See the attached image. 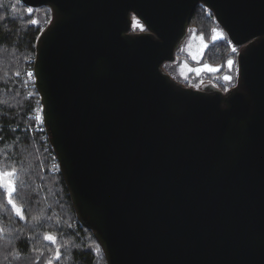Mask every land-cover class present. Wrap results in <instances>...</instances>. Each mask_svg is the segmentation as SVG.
Here are the masks:
<instances>
[{"label": "water", "instance_id": "1", "mask_svg": "<svg viewBox=\"0 0 264 264\" xmlns=\"http://www.w3.org/2000/svg\"><path fill=\"white\" fill-rule=\"evenodd\" d=\"M22 1L51 11L35 86L107 264H264V0ZM199 4L240 46L226 89L165 67Z\"/></svg>", "mask_w": 264, "mask_h": 264}, {"label": "trees", "instance_id": "2", "mask_svg": "<svg viewBox=\"0 0 264 264\" xmlns=\"http://www.w3.org/2000/svg\"><path fill=\"white\" fill-rule=\"evenodd\" d=\"M29 7L34 9L31 14L26 11ZM50 18L45 5L0 0V170L15 169L16 175L10 177L15 184L11 199L22 213L18 215L8 203L9 193L0 185V264H107L93 231L77 217L46 130L35 128L42 109L36 86L23 82L24 74L33 67L37 37ZM218 26L213 12L199 4L183 44L199 35L207 46L197 56L180 53L181 47L176 55L185 54L192 67H217L200 73L218 75V83H214L226 88L236 83L238 46L222 27L224 35L213 39V29ZM175 64L166 62L165 67L186 83ZM224 75L232 79L225 80ZM49 234L55 241L45 238Z\"/></svg>", "mask_w": 264, "mask_h": 264}, {"label": "rangeland", "instance_id": "3", "mask_svg": "<svg viewBox=\"0 0 264 264\" xmlns=\"http://www.w3.org/2000/svg\"><path fill=\"white\" fill-rule=\"evenodd\" d=\"M136 21H139L140 25H142L143 27L141 28V27L137 26ZM132 29L133 30H144L145 25L139 18L134 17ZM215 29L218 32H222L224 35V31L221 27L218 26ZM204 45H206V41L204 40V38H202V40H201V36L195 35V36H192L191 41L187 40V42H185L183 44V46H181L180 53H183L184 51L186 53L191 52V53H193V55L197 56L199 54L198 51H203V49L205 48ZM233 48L236 49V47L234 45L232 46V49ZM186 57L187 56H185V54L181 55V57L179 54H177L174 62L176 63L175 64L176 70H178L181 75L186 77L185 81H186L187 85H193L195 87H200L202 85V82L207 81V80L213 81L215 83L217 82L216 79H217L218 75L207 77V75L200 73V71H196L197 69H199V70L203 69L204 70L207 68L204 67L205 65L199 66V67H192L186 61V60H188V59H186ZM213 68H217V67H213ZM224 76H227V75H224ZM178 80H180V79H178ZM17 207L20 208V206H18V205H17Z\"/></svg>", "mask_w": 264, "mask_h": 264}, {"label": "snow or ice", "instance_id": "4", "mask_svg": "<svg viewBox=\"0 0 264 264\" xmlns=\"http://www.w3.org/2000/svg\"><path fill=\"white\" fill-rule=\"evenodd\" d=\"M13 7H15V5ZM26 11L29 14H31L34 11V9L29 7V8L26 9ZM37 22L38 21H36V20H32L31 21V23H33V24H35ZM136 23H137V26H139L141 28L143 27L142 25H140L139 21H136ZM213 32L215 33V35L213 36V39H217V38H220L221 36H223V33L222 32H218L216 29H213ZM201 40H202V37H201ZM206 46L207 45H204V47H206ZM232 50L236 51L235 48H233ZM228 64H229V66H232L233 62L231 60H229ZM204 67L207 68L209 71H216L217 70L216 68H213L210 65H205ZM196 71H200V70L197 69ZM28 75L31 76L32 73L29 72ZM224 79L225 80H231L232 77L225 76ZM38 118H40V117H38ZM15 175H16L15 169H13L12 171L0 170V185H2L9 193L8 203L12 204L13 208L16 210L18 215H22L20 208H18L17 205L11 199V193L15 191V184H14V181L12 179H9V178L10 177H14ZM45 238L48 239V240L55 241V237L52 236L51 234L46 235ZM97 250H99V249H97ZM57 256H59V251H57ZM49 264H51V261H49Z\"/></svg>", "mask_w": 264, "mask_h": 264}, {"label": "built area", "instance_id": "5", "mask_svg": "<svg viewBox=\"0 0 264 264\" xmlns=\"http://www.w3.org/2000/svg\"><path fill=\"white\" fill-rule=\"evenodd\" d=\"M31 72L32 75L29 76L28 73ZM23 82L25 83L26 86H32L33 84L35 85V73H34V70H33V67L30 68L29 70L26 71V73L24 74L23 76ZM38 117L39 120H38V123L36 124V129H40V130H44L45 129V126H44V122H43V113H42V109L41 111L38 113Z\"/></svg>", "mask_w": 264, "mask_h": 264}, {"label": "flooded vegetation", "instance_id": "6", "mask_svg": "<svg viewBox=\"0 0 264 264\" xmlns=\"http://www.w3.org/2000/svg\"><path fill=\"white\" fill-rule=\"evenodd\" d=\"M198 6H199V5H198ZM198 6H197V7H198ZM187 35H188V34H187ZM239 47H240V46H238V49H239ZM207 81H209V80H207ZM204 82H206V81H204ZM204 82H202V84H203ZM200 85H201V84H200ZM229 87H230V86H229ZM226 88H228V87H226ZM226 88H225V89H226Z\"/></svg>", "mask_w": 264, "mask_h": 264}]
</instances>
